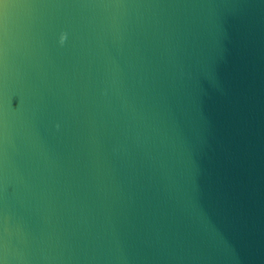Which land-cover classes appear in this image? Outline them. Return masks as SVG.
I'll use <instances>...</instances> for the list:
<instances>
[{
	"label": "water",
	"instance_id": "1",
	"mask_svg": "<svg viewBox=\"0 0 264 264\" xmlns=\"http://www.w3.org/2000/svg\"><path fill=\"white\" fill-rule=\"evenodd\" d=\"M0 264H264V0H0Z\"/></svg>",
	"mask_w": 264,
	"mask_h": 264
},
{
	"label": "clouds",
	"instance_id": "2",
	"mask_svg": "<svg viewBox=\"0 0 264 264\" xmlns=\"http://www.w3.org/2000/svg\"><path fill=\"white\" fill-rule=\"evenodd\" d=\"M64 37L63 36H61V39H60V42H61V44L64 42Z\"/></svg>",
	"mask_w": 264,
	"mask_h": 264
}]
</instances>
